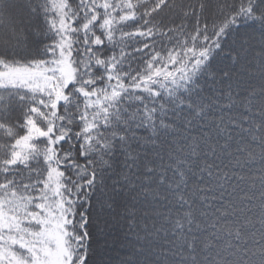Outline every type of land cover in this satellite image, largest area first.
<instances>
[{
  "label": "snow or ice",
  "instance_id": "obj_1",
  "mask_svg": "<svg viewBox=\"0 0 264 264\" xmlns=\"http://www.w3.org/2000/svg\"><path fill=\"white\" fill-rule=\"evenodd\" d=\"M0 264H264V0H0Z\"/></svg>",
  "mask_w": 264,
  "mask_h": 264
}]
</instances>
